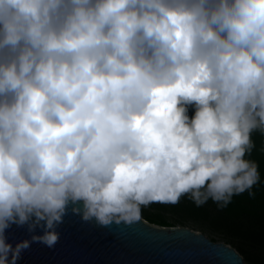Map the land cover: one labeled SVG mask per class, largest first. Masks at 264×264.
Returning a JSON list of instances; mask_svg holds the SVG:
<instances>
[{
    "label": "clouds",
    "instance_id": "9594fccd",
    "mask_svg": "<svg viewBox=\"0 0 264 264\" xmlns=\"http://www.w3.org/2000/svg\"><path fill=\"white\" fill-rule=\"evenodd\" d=\"M257 130L264 0H0V264L54 248L69 212L253 195Z\"/></svg>",
    "mask_w": 264,
    "mask_h": 264
},
{
    "label": "water",
    "instance_id": "95a60500",
    "mask_svg": "<svg viewBox=\"0 0 264 264\" xmlns=\"http://www.w3.org/2000/svg\"><path fill=\"white\" fill-rule=\"evenodd\" d=\"M58 231L54 248L33 243L19 264H245L224 243L189 228L159 227L142 217L131 226L103 227L69 212ZM35 234L43 232L37 229ZM8 237L13 244L31 238L26 228L15 225Z\"/></svg>",
    "mask_w": 264,
    "mask_h": 264
},
{
    "label": "trees",
    "instance_id": "16d2710c",
    "mask_svg": "<svg viewBox=\"0 0 264 264\" xmlns=\"http://www.w3.org/2000/svg\"><path fill=\"white\" fill-rule=\"evenodd\" d=\"M252 142L254 147L246 158L259 166L261 174V182L252 189L253 195L246 192L235 196L223 207L211 200L203 205H197L187 196L181 200L182 207L194 218L209 222L215 231L226 238L240 240L238 251L247 255L253 264H264V135L259 130L254 131ZM145 219L162 227H175L164 220L149 216Z\"/></svg>",
    "mask_w": 264,
    "mask_h": 264
},
{
    "label": "rangeland",
    "instance_id": "374dc122",
    "mask_svg": "<svg viewBox=\"0 0 264 264\" xmlns=\"http://www.w3.org/2000/svg\"><path fill=\"white\" fill-rule=\"evenodd\" d=\"M182 203L183 201L180 199L179 202L176 204L157 203V204L149 205L142 209V218L145 219L147 216H149L156 220L167 221L169 225H174L177 228H189L197 233L204 234L214 242L224 243L235 249L243 257L245 264H253L249 260L247 255L242 254L240 251H238L239 250L238 247L239 245H241L240 240L234 238H226L224 234L215 231L211 227L209 222L204 221L203 219L194 218L192 214L185 211L184 207H182ZM244 249H247V247H244Z\"/></svg>",
    "mask_w": 264,
    "mask_h": 264
}]
</instances>
